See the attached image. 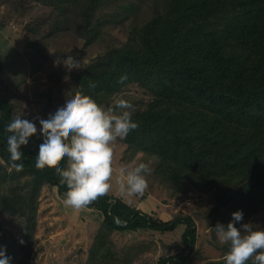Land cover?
Wrapping results in <instances>:
<instances>
[{"label": "trees", "instance_id": "16d2710c", "mask_svg": "<svg viewBox=\"0 0 264 264\" xmlns=\"http://www.w3.org/2000/svg\"><path fill=\"white\" fill-rule=\"evenodd\" d=\"M64 2L75 7L81 18L75 29L88 43L103 27L96 12L105 4L114 11L112 16L113 11H102L107 20L131 17L127 42L72 76L78 90L105 109L128 85L152 95L143 108L130 112L138 127L124 139L129 148L157 158L156 174L172 189L186 183L204 192L218 189V205L253 214L264 209V0ZM68 8L62 4L59 11ZM3 70L0 59V83ZM122 75L127 79L120 82ZM11 119L9 105L0 99V208L25 217V242L32 245L43 186L56 187L61 200L67 188L54 165L34 163L37 147L21 148L20 171L11 166L5 132ZM60 160L66 166L65 158ZM8 168L18 176L8 177ZM19 178L25 180L21 187L6 184ZM85 207L103 214L110 233H165L186 225L183 250L161 264H182L195 247L191 216L157 220L107 194ZM4 233L0 228V238Z\"/></svg>", "mask_w": 264, "mask_h": 264}, {"label": "rangeland", "instance_id": "374dc122", "mask_svg": "<svg viewBox=\"0 0 264 264\" xmlns=\"http://www.w3.org/2000/svg\"><path fill=\"white\" fill-rule=\"evenodd\" d=\"M62 4L69 8L59 11ZM108 9L113 11L111 5L105 4L96 12V17H103L100 18L103 27L88 43L75 29L81 24L75 7L64 0H0V59L4 65L0 99L9 105L12 118L21 115L35 122L38 128L28 145L22 147H37L39 117L66 95L80 92L72 76L127 42L131 17L122 15L118 20L114 17L107 20L102 11ZM69 52L78 58L77 65L64 64ZM152 98L149 92L132 84L110 100L109 108L113 114H119L117 103L125 100L132 106L131 112L143 108ZM124 139L112 142L113 175L105 194L121 195L118 198L128 206L157 220L167 222L191 216L197 239L194 249L185 253L182 264H225L229 244L220 242L213 229L218 222L226 226L231 214L239 209L218 205V189L204 192L189 183L172 189L156 174L158 159L129 148ZM141 162L150 169L145 192L131 197L122 195L120 168L135 167ZM6 171L10 178L18 176L9 168ZM3 172L0 163V176ZM22 179L8 180L6 184L14 189L20 183L21 187L25 181ZM6 193L10 194L11 190L7 189ZM243 213L237 228L252 223L264 229L263 208L255 214ZM103 222L100 211L87 207L72 210L64 206L56 187L45 185L37 200L32 245L25 242V217L7 215L0 208V228L5 232L0 238V250L9 258V264H161L162 259L174 257L184 248L182 234L186 225L165 233L150 229L110 233L104 229Z\"/></svg>", "mask_w": 264, "mask_h": 264}, {"label": "clouds", "instance_id": "9594fccd", "mask_svg": "<svg viewBox=\"0 0 264 264\" xmlns=\"http://www.w3.org/2000/svg\"><path fill=\"white\" fill-rule=\"evenodd\" d=\"M64 64L74 66L79 63L72 53L65 56ZM127 79L120 77V82ZM90 87H95L90 84ZM132 106L125 100L117 103L119 114L113 109H105L93 98L80 92L66 95L47 114L39 117L40 139L34 163L54 165L60 183L65 185L63 204L72 210H79L98 196L109 191L112 168V142L126 137L138 127L131 118ZM38 131L35 122L14 116L5 127L6 149L12 167L17 171L23 168L22 146H27L30 138ZM64 157L66 166L62 167L60 158ZM150 172L147 163L135 167L120 168L122 195L129 197L142 195L147 188L146 175ZM225 226L217 223L214 232L218 240L229 244L224 256L225 264H264V229L252 223L236 224L243 220L244 213L237 210ZM259 250V251H258ZM0 264H9V258L0 250Z\"/></svg>", "mask_w": 264, "mask_h": 264}, {"label": "crops", "instance_id": "0c3cea01", "mask_svg": "<svg viewBox=\"0 0 264 264\" xmlns=\"http://www.w3.org/2000/svg\"><path fill=\"white\" fill-rule=\"evenodd\" d=\"M121 195H119L118 197H120ZM141 208V207H140Z\"/></svg>", "mask_w": 264, "mask_h": 264}, {"label": "bare ground", "instance_id": "6f19581e", "mask_svg": "<svg viewBox=\"0 0 264 264\" xmlns=\"http://www.w3.org/2000/svg\"><path fill=\"white\" fill-rule=\"evenodd\" d=\"M27 37V36H26Z\"/></svg>", "mask_w": 264, "mask_h": 264}]
</instances>
